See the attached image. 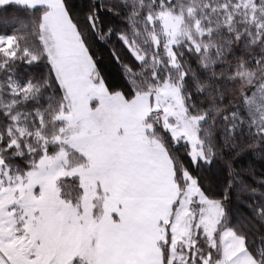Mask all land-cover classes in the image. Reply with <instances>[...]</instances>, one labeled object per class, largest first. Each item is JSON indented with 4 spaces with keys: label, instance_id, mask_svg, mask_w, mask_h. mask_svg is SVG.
<instances>
[{
    "label": "snow or ice",
    "instance_id": "1",
    "mask_svg": "<svg viewBox=\"0 0 264 264\" xmlns=\"http://www.w3.org/2000/svg\"><path fill=\"white\" fill-rule=\"evenodd\" d=\"M13 5L27 18L0 20V264H264V178L232 164L264 158V0H92L83 27L69 0ZM113 38L121 88L93 52Z\"/></svg>",
    "mask_w": 264,
    "mask_h": 264
},
{
    "label": "trees",
    "instance_id": "2",
    "mask_svg": "<svg viewBox=\"0 0 264 264\" xmlns=\"http://www.w3.org/2000/svg\"><path fill=\"white\" fill-rule=\"evenodd\" d=\"M92 0H69V3L72 5L73 13L77 16L80 25L83 27L86 24V14L88 11V6L91 4ZM104 16V13H101ZM107 22H110V25L113 27H122L123 22L116 18L112 17L110 14L105 16ZM91 39V37H90ZM115 45L119 48V45L116 43L115 38L109 44H103L102 42L96 41L93 46L94 55L98 61V66L101 69L102 74L104 75L106 82L110 87L121 88L124 85V80L122 77V69L120 65L113 59L111 56V48ZM125 59V58H124ZM228 159L229 157H225ZM223 170V174L226 178V182L229 179L228 168L226 167L224 160H217ZM261 161V156L256 151H245L238 158L232 159L233 168L239 172L245 180L251 183L254 187H258L255 180L247 175V170L249 168L255 169L256 178H264V169L259 171V165ZM233 202V200H232ZM230 204V208L233 210V204Z\"/></svg>",
    "mask_w": 264,
    "mask_h": 264
},
{
    "label": "rangeland",
    "instance_id": "3",
    "mask_svg": "<svg viewBox=\"0 0 264 264\" xmlns=\"http://www.w3.org/2000/svg\"><path fill=\"white\" fill-rule=\"evenodd\" d=\"M14 15H18L21 19H26V15L23 12L17 13L16 6H9L7 8V12H5L3 9H0V20H3L6 16L11 17ZM5 29L3 28L2 25H0V31H4ZM7 31H11V28L7 29ZM127 59V57H123V59ZM48 71V66L46 65L45 62H41L39 65L33 66L31 69H28V72L34 73V74H40V73H47ZM264 169V158H261L260 165H259V171ZM207 174L211 177L218 178V180L214 181L215 183H218L220 186H222L224 183H226V178L223 174V170L221 168L220 163L216 160L214 164L212 165L210 171L207 172ZM219 191V187L216 189ZM244 199H248V197H245ZM258 199V197H257ZM233 213L235 212L236 208L238 207L236 199H235V194L233 195ZM241 211L245 212L248 215H251L248 209L246 208H241ZM232 222H236V216L235 214L232 215ZM256 244H259V240H256Z\"/></svg>",
    "mask_w": 264,
    "mask_h": 264
}]
</instances>
